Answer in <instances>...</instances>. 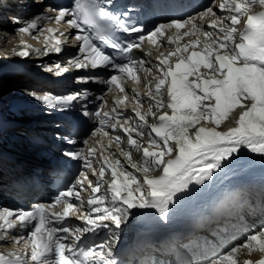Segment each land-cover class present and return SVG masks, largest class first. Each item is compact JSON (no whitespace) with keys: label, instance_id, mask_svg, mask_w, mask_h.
Wrapping results in <instances>:
<instances>
[{"label":"snow or ice","instance_id":"1","mask_svg":"<svg viewBox=\"0 0 264 264\" xmlns=\"http://www.w3.org/2000/svg\"><path fill=\"white\" fill-rule=\"evenodd\" d=\"M255 4H259L262 10L252 12ZM216 6L221 11H227L228 16L219 17L213 7H207L196 17L173 19L166 24L154 25L146 36L139 34L143 32L142 28L127 26L118 15L107 11L101 6L100 0H75L71 8L50 9L55 13L57 23L69 17L67 24L83 32L82 35L75 36V40L80 42L79 49L84 54L83 58L71 63L77 68L111 66L116 69L119 75H112L101 82L108 84L110 90L115 87L122 94L125 93L123 79L131 78L139 82L137 73L144 68L145 61L128 57L126 63L117 62L113 56L105 54L94 43V39L126 55L133 49H141L145 43L155 46L161 36H167L169 44H176V47L167 54L160 52L155 57L158 74L150 79L146 78L145 95L155 103L157 110L166 108L171 111H163L157 115L151 106L146 112L134 108L138 123L131 128L119 122V112L115 106L110 112H97L95 115L101 118V125L111 123L113 129L119 127L129 133V145L137 144L131 133L144 126L150 129V136L154 133L159 138L150 140L149 147L143 148L142 162L132 164V168L142 175L137 177L123 170L118 159L109 163V158L103 156L104 163L111 169L112 178L105 183L107 192L111 194L113 207L105 205L108 199L106 194L91 196L87 200V204L93 206L91 211L78 214L79 209L67 197L75 196L80 200V194L69 188L67 192H61L52 204H35L30 211L16 213L8 209L0 210V230L5 233L17 227L25 229L31 225L27 235L13 237V242L22 244L23 247L6 253L0 252V264H116V261L107 258L104 251H111L108 240L99 245L81 246L79 242L83 235L99 228H108L105 221H111L119 229L128 209L134 207L154 208L162 218L167 219L169 204L177 193L187 189L193 181L203 184L241 146L253 153L264 154V0H218ZM209 17L211 19H207V25L213 30L205 31L204 22ZM241 18H244V26L238 28ZM225 20L230 21L228 26H225ZM81 24L87 27L81 28ZM36 28L37 23L33 20L18 31L21 34H31V30ZM170 29L175 31V37L167 35ZM181 29L184 30L182 33ZM117 30L139 35L134 40L121 43L115 37ZM45 31L49 35H44ZM55 31L52 28L41 30L45 52L61 50L60 41L51 35ZM189 36L192 39L182 45L177 43ZM49 39L55 40L52 47H48ZM20 44L22 47L16 54L29 55L28 48L31 46L24 40ZM146 55H151V51H147ZM174 56L177 57L175 61L171 59ZM56 68L60 71L68 70L60 65H56ZM145 71L152 73L153 69L149 67ZM133 92V99L141 105L138 99L141 93L135 89ZM37 98L53 107L57 103L74 99L73 96L51 94ZM114 99L117 105H122L127 100V95ZM237 109L239 111L235 116V126L219 130L220 125L232 118ZM112 113L116 115L113 116ZM110 116L111 121L108 119ZM148 116L155 117V122L148 124ZM101 131L100 128L96 129L93 136ZM104 135L108 133L105 132ZM115 139L119 142L120 137ZM96 143L101 148L111 147V143L105 146L100 140ZM93 152L94 149L90 148L89 155ZM121 154L131 160V153L121 150ZM67 155L79 158L82 153L68 152ZM85 166L91 168V162ZM156 169H160L158 175L149 174ZM92 173L96 175L97 170L92 169ZM104 175L105 167L101 166L98 172L100 181L93 184L86 173H81L77 183L83 187L84 181H87L91 192L97 193ZM118 201L127 205V208L116 207ZM56 205L61 206L60 211H55ZM72 215L83 220L86 226H67L65 220ZM115 238L117 237L113 235V239ZM240 248H246L250 253L259 251L262 254L260 260L245 261V264H264V227L246 237L243 243L231 247L216 259L209 260L207 264H239L237 254Z\"/></svg>","mask_w":264,"mask_h":264},{"label":"bare ground","instance_id":"2","mask_svg":"<svg viewBox=\"0 0 264 264\" xmlns=\"http://www.w3.org/2000/svg\"><path fill=\"white\" fill-rule=\"evenodd\" d=\"M34 1H36V0H34ZM19 6H21V9ZM15 9H17L19 11H23V10L30 11L33 9L36 16H38L37 15L38 13L43 12V11L38 10V7L33 3V0H15L14 2H11L10 4H8L7 2H3L0 4V61H3V63L5 64L10 60L9 55H13L19 59L20 63L22 62V64L30 67L33 70H35V69H38V71L45 70V69H42V68L39 69V68L41 66L45 65L50 58L49 57L41 58L39 56H36V54L39 52V51H37V49L40 48L39 43H37L36 41H28V34L27 33L21 34L18 30L16 32L18 38H16V34H12V31L14 30V28L11 27V24L6 23V22H10V21L17 23L16 21H19L15 26H20L22 24L25 25L28 23L27 21H25V17H23L20 20H13L10 18V16L14 12H10L8 10H15ZM3 14L8 16V19H7L8 21L5 22L2 19ZM48 15H51V14L45 13V16H48ZM4 16H3V18H4ZM33 20H35L37 22V20L35 18H32L30 21H33ZM39 34H40V32L38 30L32 29L30 37L36 38ZM5 39H7L6 43H5ZM61 39H62V37H61ZM21 40L26 41L27 44L30 43L33 46V48L36 49V53L33 55L30 52L29 55H27V56L17 55L16 52H18L20 50V48L22 47V46H20L21 44L19 43V41H21ZM13 49H15L16 51H13ZM5 54H7V55H5ZM17 58H15V59H17ZM48 63H50V62H48ZM1 82L2 81H0V83ZM3 84L5 85V87L7 85H10L7 80H4ZM12 84H15V85L18 84V85L22 86L23 88H25L24 91L29 92L30 97H28V95H26L25 96L26 98H24V99L21 96L13 98V100L10 102L9 106L22 105L23 107L19 113H26L27 115L31 114L29 112V110L26 108H28L29 106H32V101L39 95V93L42 90L41 89L40 92L38 91V86L36 85L37 80L35 78H28L26 76H24V77L21 76V79H19L17 83L13 82ZM0 86H1V84H0ZM75 96H78V93L75 94ZM25 99H27V101H30V103L25 105V103H23V100H25ZM0 102H1V100H0ZM41 102H43V101L42 100L37 101L33 104H40ZM0 107H1V105H0ZM4 108H0L2 110V112L5 113L4 120L7 121V125H9V126L14 125V123H12V121H10L7 118V116L10 115V111L4 110ZM238 111L239 110H236V113L233 115V118H230L229 120L225 121L223 123V125L220 126L219 130L223 131V130H226L228 127H234L235 126V116L238 115ZM14 121H19V120L14 119ZM30 124H32V121H27L26 123H24L22 125H29L26 127V128H29ZM18 146H21V144ZM121 150H122V147H120V149L118 151L113 153V157L110 159L109 163L118 159L120 161V164L123 167L132 168V164L134 163V161L137 158L134 156L133 153H131L132 154V156H131L132 161L128 162L127 158L121 154ZM127 152H130V151H127ZM235 154L264 155V154H260V153H253V152H251L250 149H248L245 146H241V148ZM19 155H21V156H19ZM54 157L55 156L52 155L49 159H53ZM49 159L41 158V156L39 154L33 153L26 148H23L21 151H13L10 148H5L4 146L0 145V171L3 174V175L0 174V184H5L6 182H10V181H14L16 183L19 180H26V182L31 187H35V184L41 182L42 180H44V178H46L48 176V171L51 169V165L49 164ZM97 161L99 164H105L103 157H99ZM43 162H45L46 164H44ZM16 163L21 165L22 174H20V175L16 172L17 168L14 167V165ZM228 168L229 169H227V171L215 169L216 171L213 173V175L209 179H207L203 184H200L201 185V191H200V197L201 198H203L207 195L210 184L213 180L216 181L215 187H218V185L221 183L230 182L233 179V175H235L236 173H238L240 171L239 168H241V166L229 165ZM250 170L254 173H257L259 170L263 171L264 170V160H262L261 162L259 161L257 164L252 166L250 168ZM22 185H23V187H25L24 183H22ZM0 191H1V188H0ZM36 191H37V189H36ZM194 191H195L194 188L188 187L184 191L179 192L175 195V197L173 198V202L171 203L175 212L182 213L185 215H188L190 213V211L193 208L192 201H193ZM8 192L12 193V191H8ZM5 202H6L5 200H2V203H5ZM14 208L15 207H11V209H14ZM262 224H263L262 227H264V223H262ZM259 225H261V223L258 224V226ZM257 230L258 229H256L255 231H257ZM238 244H240V243H236L234 246H236ZM240 249H242L243 251L246 250V248H240ZM247 256L248 255L243 254V253L240 254V256H239L240 257V263L243 261V258L247 257ZM216 258H217V256H213V260ZM254 258L256 261H258V258L256 256H254Z\"/></svg>","mask_w":264,"mask_h":264},{"label":"rangeland","instance_id":"3","mask_svg":"<svg viewBox=\"0 0 264 264\" xmlns=\"http://www.w3.org/2000/svg\"><path fill=\"white\" fill-rule=\"evenodd\" d=\"M4 15L5 14L2 15V19L6 22V21H8L7 20L8 19V16H6V15L4 16ZM3 16H4V18H3ZM6 23L7 24H11V27L12 28H14L15 25L17 24V23L11 22V21L10 22H6ZM12 33L14 34V31H12ZM6 42H7V39H5V43ZM19 79H21V77L18 76V77H14V79H12V80H14L13 82L17 83ZM7 81H8V83L10 85H7L6 87H5V85L3 83H0L1 84V86H0V93H1L0 94V100H1L0 105H1V107L0 108L6 106L4 110H7L6 108L8 107V105L10 104V102L13 100V98H16L18 96H21L24 99V98H26L25 97L26 95L29 96V94L25 93L26 92V91H24L25 88H23L22 86H20L18 84H17L18 86L15 85V84H12L13 82H11V80H7ZM11 96H12V100H10V97ZM0 111H2V110L0 109Z\"/></svg>","mask_w":264,"mask_h":264},{"label":"trees","instance_id":"4","mask_svg":"<svg viewBox=\"0 0 264 264\" xmlns=\"http://www.w3.org/2000/svg\"><path fill=\"white\" fill-rule=\"evenodd\" d=\"M14 80H11V82H13ZM44 180H45V178H44Z\"/></svg>","mask_w":264,"mask_h":264}]
</instances>
